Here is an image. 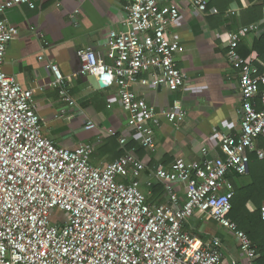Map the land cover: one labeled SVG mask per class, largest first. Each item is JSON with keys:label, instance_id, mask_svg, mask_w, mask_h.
<instances>
[{"label": "built area", "instance_id": "1", "mask_svg": "<svg viewBox=\"0 0 264 264\" xmlns=\"http://www.w3.org/2000/svg\"><path fill=\"white\" fill-rule=\"evenodd\" d=\"M184 1L199 14H218L209 0ZM19 5L34 8L30 0H0V16ZM179 17L175 5L127 0L123 30L104 36L112 63L100 64L89 48L77 51L79 74L117 88L127 127L150 152L160 121L178 128L186 112L179 106L155 112L132 86L147 82L140 79L143 74H149L153 88L175 92L187 85L175 61L184 47L168 37ZM256 30L249 25L226 35V58L237 71L241 107L238 134L226 129L211 135L222 157L175 160L147 171L131 149L98 170L90 163L92 147L60 148L43 137L33 92L2 71L6 47L18 29L0 17V264H226L218 238L202 241L184 230L195 214L232 234L244 264H255V247L228 217L234 190L227 177L247 174L250 153L264 158L256 148L258 138H264V74L256 59L237 51L242 38ZM47 47L44 42L43 50ZM46 68L54 74L52 86L72 105L57 66L49 62ZM91 128L88 123L86 129ZM125 143L122 138L120 144ZM201 152L207 154L204 148ZM154 186L163 188L162 203L147 201Z\"/></svg>", "mask_w": 264, "mask_h": 264}, {"label": "crops", "instance_id": "2", "mask_svg": "<svg viewBox=\"0 0 264 264\" xmlns=\"http://www.w3.org/2000/svg\"><path fill=\"white\" fill-rule=\"evenodd\" d=\"M30 1L34 8L14 6L0 16L18 29V36L6 47L2 71L23 89L33 92L44 138L65 149L79 145L92 147L90 163L98 170L105 169L131 149L147 171L167 167L175 160L199 162L223 156L211 135L226 129L238 134L241 107L237 71L226 58V35L240 27L256 25V32L242 38L239 53L258 61L253 44L264 32V20L246 25L242 20L246 19L245 12L254 3L248 0H241L239 5L229 3L218 16L216 7L209 6L218 14L202 15L194 12L184 0H158L179 9L180 17L169 28L168 37L184 47V51L175 56V61L187 78V85L175 92L164 87L153 88L148 82L149 74H143L140 79L147 82L134 84L132 90L155 112L179 106L186 116L178 128L161 120L154 133L155 150L150 152L139 145L138 134L127 127V114L119 104L117 88H94L88 82V76L79 74L77 51L80 49L89 48L100 64L112 63L113 52L105 45L104 36L111 30H123L122 13L127 0ZM31 27L35 31H31ZM44 42L48 43L45 50ZM39 56H42L41 61ZM49 62L57 66L63 77L66 95L72 105L62 99L58 87L52 86L54 74L46 68ZM88 123L93 124V128L86 129ZM122 138L126 139L124 146L120 144ZM203 148L206 155L201 152ZM256 148L264 152L259 141ZM250 155L247 174H231L227 180L234 195L237 188L247 189L244 195L253 196L254 200L247 199L243 208L254 213L260 203L264 218V201H260L258 189L252 188V184L259 187L263 183L262 172L258 165L254 166L255 160L262 159L255 152ZM147 171L141 176L142 183ZM142 188L146 191L144 184ZM155 188L157 186L150 190L149 198L159 200L154 196ZM163 195L164 192L161 201L152 200V204L162 203ZM184 230L202 241L218 238L225 263L244 264L245 259L240 255L233 235L215 222L195 214L184 225Z\"/></svg>", "mask_w": 264, "mask_h": 264}, {"label": "trees", "instance_id": "3", "mask_svg": "<svg viewBox=\"0 0 264 264\" xmlns=\"http://www.w3.org/2000/svg\"><path fill=\"white\" fill-rule=\"evenodd\" d=\"M241 0H210L209 6L216 7L219 10V15H222V12L227 7V4L236 2L238 5L240 4ZM251 3H254L250 8H248L245 12L246 19L243 20V25L249 24L251 22H261L264 20V0H258V3H256L257 0H248ZM256 3V5H255ZM225 4V5H224ZM253 44V51H256V55H258V62L256 63V66L259 69V72L261 74H264V32L258 37V39ZM240 46V45H239ZM239 53V48H238ZM240 55V53H239ZM242 55L243 58H249L250 56ZM263 63V64H262ZM261 90H264V86H261ZM260 142V146L264 149V139L262 137H259L258 140ZM251 154V153H250ZM249 154V159L251 158V155ZM250 161V160H249ZM254 166L258 165V170L263 174L264 177V158L262 160H255ZM253 166V165H252ZM252 170V169H251ZM263 183L260 184L259 187L257 185H253V189H258V197L261 200L264 201V179L262 180ZM261 185H263L261 189ZM155 194L154 196H158L157 198H160L159 200L150 199L148 198L147 201L149 203L158 202L161 201V196L163 194V188L161 186H157L155 188ZM247 190V189H245ZM244 189H237L235 188V195L231 201V211L228 215L231 221L236 223L237 227L243 231L250 242L253 244V246L256 249L257 259L255 260V264H264V218L262 216V210L260 209V206L258 203V208L254 213L249 212L248 210H245L243 206L245 205V202L247 199H253V196L247 197L244 195ZM153 196V198H154ZM259 201V200H258Z\"/></svg>", "mask_w": 264, "mask_h": 264}, {"label": "water", "instance_id": "4", "mask_svg": "<svg viewBox=\"0 0 264 264\" xmlns=\"http://www.w3.org/2000/svg\"><path fill=\"white\" fill-rule=\"evenodd\" d=\"M88 82L94 87V88H98V89H104L107 88V86L102 83V82H97L95 77L93 76H88Z\"/></svg>", "mask_w": 264, "mask_h": 264}]
</instances>
